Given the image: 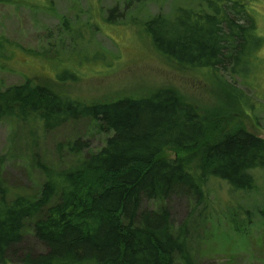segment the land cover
Listing matches in <instances>:
<instances>
[{"label": "trees", "instance_id": "16d2710c", "mask_svg": "<svg viewBox=\"0 0 264 264\" xmlns=\"http://www.w3.org/2000/svg\"><path fill=\"white\" fill-rule=\"evenodd\" d=\"M252 8L250 0H200L196 7L177 6L172 18L154 15L141 27L154 50L179 66L208 68L216 79L229 68L247 79L250 59L262 45ZM4 43L0 37L1 52ZM218 84L226 98L248 101L227 81ZM220 116L200 111L167 87L104 102L60 94L31 78L0 88V119L47 130L90 117L110 131L102 148L66 168L36 161L44 181L33 197L8 199L0 179V263L16 257L25 223L32 220L44 251L26 252L22 264H175L176 257L193 264L185 240L172 231L169 210L144 209L142 202L176 193L202 201L209 177L234 190L253 185V170L264 169V138L243 127L218 131ZM86 145L76 139L60 146L77 152ZM170 147L189 154L163 157Z\"/></svg>", "mask_w": 264, "mask_h": 264}, {"label": "rangeland", "instance_id": "374dc122", "mask_svg": "<svg viewBox=\"0 0 264 264\" xmlns=\"http://www.w3.org/2000/svg\"><path fill=\"white\" fill-rule=\"evenodd\" d=\"M250 1L262 45L250 59L248 78L229 68L217 72L218 79L242 90L247 102L226 98L208 68L167 60L141 27L154 15L172 18L177 6L196 7L200 0H0V37L8 45L0 51V88L31 78L60 94L104 102L167 87L211 117L221 114L215 120L218 131L243 127L264 138V0ZM114 7L112 20H106ZM99 123L79 117L44 130L33 122L1 118L0 179L8 199L38 193L44 176L36 161L62 169L102 148L110 131ZM76 139L87 145L77 152L60 146ZM188 154L172 147L162 152L167 158ZM252 173L248 189L234 190L227 181L209 177L202 201L176 193L143 200L142 208L169 210L172 231L185 240L193 264H264V169ZM31 222L25 223L17 258L0 264H22L26 252L44 251ZM175 264L185 263L176 257Z\"/></svg>", "mask_w": 264, "mask_h": 264}]
</instances>
